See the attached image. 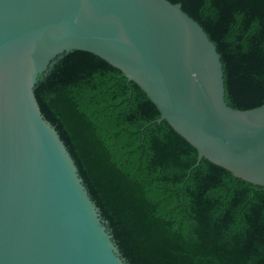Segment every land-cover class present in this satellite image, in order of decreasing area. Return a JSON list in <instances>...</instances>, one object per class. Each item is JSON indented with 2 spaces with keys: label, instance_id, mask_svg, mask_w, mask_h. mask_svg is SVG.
<instances>
[{
  "label": "water",
  "instance_id": "1",
  "mask_svg": "<svg viewBox=\"0 0 264 264\" xmlns=\"http://www.w3.org/2000/svg\"><path fill=\"white\" fill-rule=\"evenodd\" d=\"M144 90L206 158L264 187V104L226 102L221 54L170 0H0V264H128L35 93L65 53Z\"/></svg>",
  "mask_w": 264,
  "mask_h": 264
},
{
  "label": "trees",
  "instance_id": "2",
  "mask_svg": "<svg viewBox=\"0 0 264 264\" xmlns=\"http://www.w3.org/2000/svg\"><path fill=\"white\" fill-rule=\"evenodd\" d=\"M222 57L226 102L264 104V0H170ZM35 93L128 264H264V187L203 158L101 57L65 53Z\"/></svg>",
  "mask_w": 264,
  "mask_h": 264
}]
</instances>
